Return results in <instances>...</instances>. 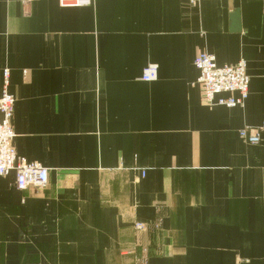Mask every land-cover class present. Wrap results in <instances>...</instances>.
<instances>
[{"label":"crops","instance_id":"obj_1","mask_svg":"<svg viewBox=\"0 0 264 264\" xmlns=\"http://www.w3.org/2000/svg\"><path fill=\"white\" fill-rule=\"evenodd\" d=\"M200 51L246 62L242 105L203 102ZM4 68L48 182L0 175V264H133L136 240L147 264H264V130L239 136L264 122V0H0V94Z\"/></svg>","mask_w":264,"mask_h":264},{"label":"built area","instance_id":"obj_2","mask_svg":"<svg viewBox=\"0 0 264 264\" xmlns=\"http://www.w3.org/2000/svg\"><path fill=\"white\" fill-rule=\"evenodd\" d=\"M195 3L197 0H189ZM61 6H83L91 4L92 0H58ZM198 70L196 83L199 85L202 100L209 106L222 105L234 107L242 105L248 95L249 77L246 72V62L243 59L236 63L217 64L215 57L205 51L198 52L193 60ZM9 72L3 69V89L0 94V175L11 171L15 174L16 187L25 190L28 187L43 188L48 182V170L38 162H28L18 158L12 145L14 132L11 127L15 97L7 90ZM157 76L155 64L146 65L141 73L144 81L154 80ZM264 122L259 126H244L239 130V136L248 143H258ZM141 174L144 171L141 170ZM159 219L151 222L136 221L133 229L142 234L158 229ZM123 254L134 257L133 264H147V248L139 240L122 250Z\"/></svg>","mask_w":264,"mask_h":264},{"label":"water","instance_id":"obj_3","mask_svg":"<svg viewBox=\"0 0 264 264\" xmlns=\"http://www.w3.org/2000/svg\"><path fill=\"white\" fill-rule=\"evenodd\" d=\"M232 17H233V24L237 25L236 13H234ZM234 27H238V26H234Z\"/></svg>","mask_w":264,"mask_h":264}]
</instances>
